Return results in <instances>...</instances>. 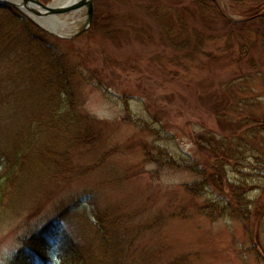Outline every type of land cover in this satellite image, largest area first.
<instances>
[{
	"label": "rangeland",
	"instance_id": "obj_1",
	"mask_svg": "<svg viewBox=\"0 0 264 264\" xmlns=\"http://www.w3.org/2000/svg\"><path fill=\"white\" fill-rule=\"evenodd\" d=\"M175 1H181L177 6H193V0ZM218 1L229 18H242L230 12L226 0ZM94 5L100 17L115 19L106 27L110 32L61 38V48L100 79V87L83 85L81 108L102 124L103 139L92 150L76 152L75 164L86 173L38 215L7 219L0 215V264H16L19 253L25 252L20 238L29 223L40 221L41 228L56 223L57 204L85 193H91L100 208L110 207L134 216L135 223L151 226L137 242L139 255L151 256L159 264L180 258L187 259L185 264H264L259 218L240 221L204 215L199 210L204 198L192 196L185 186L199 178L152 161L146 143L155 136L140 125L146 121L163 127L176 138L170 146L207 160L209 152L198 146V135H231L241 129L242 119L264 117V42L259 39L252 59L238 62L237 46L228 55L223 22L208 9L197 10L198 16L187 19L190 33L197 29L198 36L213 39L207 38L204 51L187 61L186 52L174 50L168 35L174 32V0H94ZM244 170L254 178L248 168ZM53 259L58 262L56 256Z\"/></svg>",
	"mask_w": 264,
	"mask_h": 264
},
{
	"label": "trees",
	"instance_id": "obj_2",
	"mask_svg": "<svg viewBox=\"0 0 264 264\" xmlns=\"http://www.w3.org/2000/svg\"><path fill=\"white\" fill-rule=\"evenodd\" d=\"M226 2L241 19L229 18L218 0H193V6H177L181 1L174 0V19H169L174 32L168 35L174 50L186 52L184 59L195 60L206 39H213L198 36L197 29L190 33L187 19L204 9L223 22L228 55L237 46L238 62L252 59L259 39L264 42V0ZM114 20L96 11L87 34L110 32L106 27ZM61 41L11 4L0 3V215L4 219L38 215L48 201L86 173L75 164L76 152L92 150L103 139L102 124L81 108L83 85L100 87V79L94 70L73 62ZM125 110H130L128 105ZM239 123L241 129L231 135H198V146L209 152L204 162L170 146L176 138L163 127L146 121L140 125L155 136L146 143L152 161L199 178L185 186L192 196L204 198L199 206L204 215L240 221H251L255 215L264 233V117ZM246 168L254 178L245 174ZM230 172L239 176L231 178ZM55 213L56 223L42 228L40 221L29 223L20 238L25 252L19 253L16 264H159L151 256L139 255L137 242L151 226L135 223L134 216L110 207L100 208L91 193L75 201L62 200ZM185 260L169 264H185Z\"/></svg>",
	"mask_w": 264,
	"mask_h": 264
},
{
	"label": "water",
	"instance_id": "obj_3",
	"mask_svg": "<svg viewBox=\"0 0 264 264\" xmlns=\"http://www.w3.org/2000/svg\"><path fill=\"white\" fill-rule=\"evenodd\" d=\"M3 2L9 3L20 10L40 28L63 39H73L87 32L93 24L95 14L94 0H52L47 4L41 0H0V3ZM83 8L85 9L83 22L81 26L73 32L65 34L58 33L54 30L48 29L40 23L47 22L56 26L55 22L59 16Z\"/></svg>",
	"mask_w": 264,
	"mask_h": 264
},
{
	"label": "bare ground",
	"instance_id": "obj_4",
	"mask_svg": "<svg viewBox=\"0 0 264 264\" xmlns=\"http://www.w3.org/2000/svg\"><path fill=\"white\" fill-rule=\"evenodd\" d=\"M83 11L85 12L84 8L81 10L73 11L69 14L59 16L57 18V21L55 22L56 26L49 24L47 22H40V23L44 25L45 27H47L48 29L54 30L58 33L65 34L68 32H73L77 30L83 22L85 13L79 16V13Z\"/></svg>",
	"mask_w": 264,
	"mask_h": 264
}]
</instances>
